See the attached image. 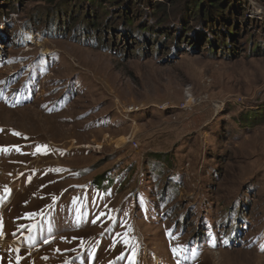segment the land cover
I'll use <instances>...</instances> for the list:
<instances>
[{
    "label": "rangeland",
    "instance_id": "374dc122",
    "mask_svg": "<svg viewBox=\"0 0 264 264\" xmlns=\"http://www.w3.org/2000/svg\"><path fill=\"white\" fill-rule=\"evenodd\" d=\"M222 2L0 0V264H264V0Z\"/></svg>",
    "mask_w": 264,
    "mask_h": 264
},
{
    "label": "trees",
    "instance_id": "16d2710c",
    "mask_svg": "<svg viewBox=\"0 0 264 264\" xmlns=\"http://www.w3.org/2000/svg\"><path fill=\"white\" fill-rule=\"evenodd\" d=\"M89 1V3L92 5V3H94V0H86ZM101 1V0H98ZM207 2L209 1L210 3H212L211 5L207 6V7H211L213 10H215L217 13H221L222 11H220V9H225V3L222 2V0H206ZM202 2V1H201ZM203 6L201 7V11L203 10Z\"/></svg>",
    "mask_w": 264,
    "mask_h": 264
},
{
    "label": "snow or ice",
    "instance_id": "6c2138e0",
    "mask_svg": "<svg viewBox=\"0 0 264 264\" xmlns=\"http://www.w3.org/2000/svg\"><path fill=\"white\" fill-rule=\"evenodd\" d=\"M4 151H7V149H4ZM173 252L176 253L177 252V249H173Z\"/></svg>",
    "mask_w": 264,
    "mask_h": 264
},
{
    "label": "bare ground",
    "instance_id": "6f19581e",
    "mask_svg": "<svg viewBox=\"0 0 264 264\" xmlns=\"http://www.w3.org/2000/svg\"><path fill=\"white\" fill-rule=\"evenodd\" d=\"M14 255H16V254H14ZM17 256V255H16ZM19 256V255H18Z\"/></svg>",
    "mask_w": 264,
    "mask_h": 264
}]
</instances>
